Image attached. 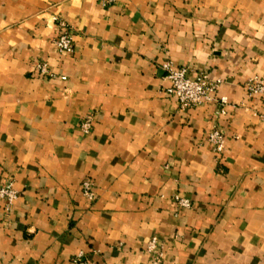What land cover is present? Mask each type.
<instances>
[{
	"label": "crops",
	"instance_id": "1",
	"mask_svg": "<svg viewBox=\"0 0 264 264\" xmlns=\"http://www.w3.org/2000/svg\"><path fill=\"white\" fill-rule=\"evenodd\" d=\"M106 1L0 0V264H152V238L161 264H264V0ZM167 63L219 80L226 114L179 108Z\"/></svg>",
	"mask_w": 264,
	"mask_h": 264
},
{
	"label": "built area",
	"instance_id": "2",
	"mask_svg": "<svg viewBox=\"0 0 264 264\" xmlns=\"http://www.w3.org/2000/svg\"><path fill=\"white\" fill-rule=\"evenodd\" d=\"M113 0H107L110 3ZM58 28V34L55 38V45L58 53H71L74 48V38L71 27L61 19H55ZM36 71L43 77H54L46 62H38L35 66ZM164 78L168 81V86L165 88V93L175 99L179 108L186 109L197 105H201L209 100H215L219 105V113L226 114V107L229 102L225 96H216V92L220 88L221 82L213 80L206 69L199 70L195 76L191 77L192 72L187 67H175L170 63L164 64ZM248 95L264 94V80L254 78L245 83ZM92 127V117L86 116L81 124L82 133H90ZM208 141L212 146V150L217 158H220L225 149V136L219 127L212 128L208 132ZM81 190L84 196L93 201L96 198L94 192V182L91 178H86L81 183ZM0 197L6 202V209H10L13 202L18 197V192L14 188V183L9 180L5 185L0 187ZM176 206L178 209L190 208L191 202L189 199L175 196ZM157 240L152 238L148 244V251L154 254L152 264H161L162 255L156 251ZM79 264H88L84 260H79Z\"/></svg>",
	"mask_w": 264,
	"mask_h": 264
}]
</instances>
